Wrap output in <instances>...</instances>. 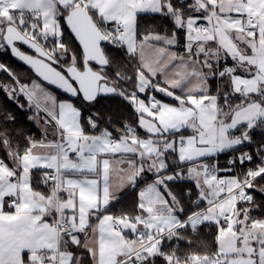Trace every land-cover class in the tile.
<instances>
[{
	"label": "crops",
	"instance_id": "0c3cea01",
	"mask_svg": "<svg viewBox=\"0 0 264 264\" xmlns=\"http://www.w3.org/2000/svg\"><path fill=\"white\" fill-rule=\"evenodd\" d=\"M190 1L194 10L192 16L198 18V28H187L192 16L184 18L174 10L182 16L183 25H178L186 30V50L180 53L176 48V35L151 34L141 41L137 38L138 15L162 11L172 14L174 8L169 0H0V52L7 47L6 26L17 25L15 17L33 16L37 21L34 30L38 29L44 37H52L51 31L55 29L57 38L59 31L62 33L63 9L73 5L92 8L104 23L122 25L125 33L119 39L129 52L137 54L141 65L139 93L132 100L136 106L135 98L140 103L139 98L146 97L147 105L140 111L151 119L142 121L140 113L141 127L138 124V128H129L124 137L119 135L120 139L113 143V134L89 132L84 128L76 105V112L68 109L63 114L58 108L60 112L55 115L50 103L39 107L50 119L46 118V123L41 124L47 128L44 138L33 141L22 155L12 154L8 160L0 156V264H81L85 254L91 257L93 264H136L135 253L143 259V264L150 261L152 264L161 253L166 237L185 226L195 230L204 222L221 224L219 252L210 261L194 264H264V223H250L247 208L244 211L241 204L248 201V187L264 174V167L253 170L245 181L229 174L224 175L223 181L212 176L217 183L216 191H211L202 180L203 175H209L205 164L242 144V136L232 135L234 130L240 125L252 128L264 121V0ZM224 64L231 65L233 71H223ZM3 70L5 67L0 63V73ZM152 78L161 83L152 86ZM213 78L218 84L217 94L250 101L225 111L218 103V95L211 94L210 79ZM194 79H197L195 87ZM200 95L217 99L219 123L216 120L218 134L212 138L215 153L197 163L184 158L191 151L186 152L183 155L186 160H182L174 150L164 149L163 144L175 139V146H179L180 138L194 137L200 125L194 123L197 109L188 100ZM46 96L57 107L62 103L68 106L64 101L67 99L58 94L47 93ZM153 100L159 102L158 112ZM252 108L263 111L254 125L241 123L247 120L236 122L238 112ZM232 118L237 126L227 135H221L220 121ZM182 163L190 166L164 173ZM36 170L42 171L44 176L60 172V187L66 198L60 200L55 189L36 190L32 175ZM147 174L154 175L155 179L139 193L140 212L131 221L124 216L125 223L133 227L116 231L112 224L115 212L107 208L133 190L138 180ZM225 179H230L232 187L226 185ZM172 180L195 183L194 203L204 205L186 219L182 217L181 202L169 186ZM241 183L247 186L244 192L238 190ZM235 195L239 199L234 212L226 210L222 214L214 210L217 204ZM13 197L20 200L16 209L8 207V200ZM226 214L231 215V220L238 215L242 228L248 230L244 241L243 237L235 241L240 233L230 229L231 221L222 224ZM66 222L74 227L71 235L60 230ZM78 249L80 254L76 253ZM166 264L180 263L177 258L168 256Z\"/></svg>",
	"mask_w": 264,
	"mask_h": 264
},
{
	"label": "trees",
	"instance_id": "16d2710c",
	"mask_svg": "<svg viewBox=\"0 0 264 264\" xmlns=\"http://www.w3.org/2000/svg\"><path fill=\"white\" fill-rule=\"evenodd\" d=\"M169 2L174 10L184 18L194 14L190 0H169ZM75 6L63 9V15L60 17L62 34L58 38L44 37L39 34L38 29L34 30L33 25L37 21L33 16L27 18L25 15L23 19L15 17V23L18 27L26 35L32 36L31 38L44 46L52 56V63L64 72H67V69L73 65L81 69L85 67L83 51L65 23L66 15ZM88 10L98 27L108 37L103 48L109 59V66L103 70L108 82L118 90V93L100 94L96 101L88 102L81 95L77 99H71L49 88L61 98L70 99L75 103L80 109L81 121L87 131L123 135L128 132L129 128L139 127L140 113L132 97L139 93L140 60L137 54L129 52L121 43L119 36L111 31L112 24L104 23L92 8H88ZM151 34L176 35L178 39L177 50L180 53L186 50V30L178 25L173 14L164 11L139 14L137 17L138 41ZM0 63L5 67V70L0 73V156L8 160L10 155H22L27 152L33 141H41L44 138L45 131L39 127V124L46 123V118L49 119V117L35 107L22 91L16 97L9 86L10 84H14L17 88L20 84L23 87L27 86L33 81L39 80L36 75L29 68L16 61L7 47L0 52ZM226 64L231 63L227 62ZM226 64H224L223 69ZM95 68L101 69L96 66ZM7 71L13 72L15 77H10ZM151 83L152 86H155L161 81L152 78ZM210 89L211 94L216 95L218 93V84L215 78L210 79ZM156 95L164 98L161 93ZM217 95L218 103L225 111H231L250 101V99L223 93ZM252 98L256 100L255 96ZM88 117L90 118L89 121L87 120ZM49 125L52 123L50 122ZM232 135L242 136V144L235 149L222 152L219 159L222 162V167L225 168L227 159L240 153L249 152L252 161L245 162L239 167L240 179L245 181L251 176L250 168L257 171L264 167V121L252 128L248 125H241L232 132ZM189 166L190 164L182 163L170 167L164 173L177 172ZM32 175L33 186L36 190L49 192L54 189L53 185L48 183L47 175L44 176L42 171L36 170ZM154 179V175L151 174L141 177L134 189L112 202L107 211H113L115 214L121 213L129 221L135 219L140 212L139 193ZM169 186L181 202L184 219L195 213L203 205L194 203L197 198L195 183L187 180H172L169 182ZM248 194L249 199L247 202L241 203L242 208L244 211L245 208H251L249 210L251 221L264 222V174L252 182L248 187ZM220 228L221 224L204 222L195 230L190 226L177 230L176 234L165 238L161 253L152 260V264H166L168 256L177 258V262L180 264L203 263L214 259L219 252ZM76 253L80 254L81 251L78 249ZM81 264H93L91 257L85 254Z\"/></svg>",
	"mask_w": 264,
	"mask_h": 264
},
{
	"label": "water",
	"instance_id": "95a60500",
	"mask_svg": "<svg viewBox=\"0 0 264 264\" xmlns=\"http://www.w3.org/2000/svg\"><path fill=\"white\" fill-rule=\"evenodd\" d=\"M65 23L83 51L84 69L73 65L67 72L60 70L52 63L50 52L15 24L6 26L4 40L14 59L29 68L46 86L71 99L81 95L86 101L94 102L100 96L102 81V74L95 66H109L103 48L108 37L98 27L90 11L82 5L70 10ZM124 227L129 230L133 225L125 223Z\"/></svg>",
	"mask_w": 264,
	"mask_h": 264
},
{
	"label": "rangeland",
	"instance_id": "374dc122",
	"mask_svg": "<svg viewBox=\"0 0 264 264\" xmlns=\"http://www.w3.org/2000/svg\"><path fill=\"white\" fill-rule=\"evenodd\" d=\"M200 1H204V0H200ZM171 13L176 18V21L178 22V24L183 25L182 24V16L179 13H176L174 11V9H171ZM13 20H16V18H13ZM1 23L2 22H0V24ZM186 27L190 28V30L198 28L199 27L198 18L194 17V16L190 17L187 21ZM51 32H53L51 34V36L54 37L56 35V30L53 29ZM61 34L62 33L59 31V37H61ZM188 51H189V53L192 52L191 49H189ZM99 72L102 74L100 94L118 93V90L108 82V80L104 74L103 68L99 69ZM7 73L10 75V77H15L13 75V72L7 71ZM196 80L197 79H194V82H193L194 87L196 86V83H197ZM17 84H18V82H17ZM9 86L11 87V92H14L16 97L21 94V91L23 93H26L28 98H30L34 102V104L37 106V108L42 107V106H46V104L50 103V106L49 105L48 106L50 107L51 111H54V112H52L54 115L57 113V111L60 112L59 109L62 111L63 114L68 109H71V110L76 112L77 108H76L74 102L70 99L64 100L67 102L68 106H65V104H63V103L59 107H57L56 103L52 104L51 99L46 95L48 93V94L55 96L57 93L54 90L47 87L40 80L33 81L31 84L24 86V87L21 84L18 86V88L15 87L14 84H10ZM42 88H44L47 92L45 90H43ZM136 99L138 100V98L134 99L136 106H137V110L139 113H141L142 111H140V110H142L141 109L142 106L147 105V99H146V97L141 96L139 98L141 101L140 103H137ZM188 101L193 103V105L197 109V117L195 116L194 123H196V124L198 123L200 125L199 126L200 129H198V130H196V132H194V137L191 136L188 138L187 136H184V137L180 138L179 144H178L179 146H175V143H176L175 139H173L170 142H165V144H163V146H164V149H166V150L172 149V150H174V152H177L180 156H182V160H186V159H183V155L186 152L191 151L190 154L187 156L185 155L184 158H187L190 160L194 159L197 161V163H202L205 160L203 158L213 156V154L215 153V150H216L214 148L212 138L215 134H218L217 129H215V127L216 128L218 127L217 123H219V119L217 118V99L215 97L209 98L208 96L203 97L200 95L197 97H192ZM255 109L253 110V108H252L250 111L241 110V111H245V112H238V114L236 116V118H237L236 122H238V120H240V121L241 120H247V121H241V123L246 122V123H249L251 125H254L259 120L260 116H262L261 113L263 112V111L260 112V110H258V109L255 110ZM79 113L81 115V112H79ZM141 115H142V113H141ZM142 116H143L142 121L144 119L147 121L151 120L145 115H142ZM262 117L264 119V115ZM216 120H217V123H216ZM139 123H140V120H139ZM149 123H151V122H149ZM220 123L222 126L221 130H220L221 135H227L229 130H231L237 126V125H235L233 118H232V120L231 119L230 120H223L222 119L220 121ZM241 123H239V124H241ZM139 126L141 127V124H139ZM39 127L40 128L44 127L43 128L44 131H46V129H47L45 127V125H43V127H42L41 124H39ZM151 141L154 143L155 139H153ZM176 147H178V148L176 149ZM148 148H150V146ZM155 149L158 151L159 146L156 145ZM186 162H189V161H186ZM206 167H207V164H205V168ZM222 177H223L222 179L225 178V176H222ZM202 180H204L203 182H205L207 184L208 188H210L211 191H216V189H217L216 184L217 183L215 181V178L205 174V175H203ZM225 180L227 181L226 185L232 187V183L230 182V179H225ZM238 199H239V196L235 195V196L231 197L227 202L225 201V202L217 204L215 206L214 210H217V212H219V213L221 212L222 214L227 212L226 210H229L232 213V212H234V208L236 206ZM250 209L251 208L248 207L247 210L245 211L247 215H249ZM246 214H245V216H246ZM249 222L251 223L253 221L250 220ZM241 225H242V222H241L240 218L238 217L237 214H235L234 218H232L231 222L229 223V227L232 231L236 230L237 232L239 231V233H240L238 239L235 240L236 242L239 239L241 240V237H243V241L246 239L245 237H247L246 233L248 232V230H244ZM222 230H223V228H222Z\"/></svg>",
	"mask_w": 264,
	"mask_h": 264
},
{
	"label": "built area",
	"instance_id": "2783aa9c",
	"mask_svg": "<svg viewBox=\"0 0 264 264\" xmlns=\"http://www.w3.org/2000/svg\"><path fill=\"white\" fill-rule=\"evenodd\" d=\"M201 26L203 28H205V24H202ZM111 31L118 36H123L125 33L124 27L120 24L113 25ZM223 71H225L227 73H231L233 71V67L231 65H226L224 67ZM153 104L155 105V108H154L155 111L158 112L160 110L159 102L157 100H153ZM87 120L89 121L90 118L88 117ZM134 135H137V133L134 132ZM121 137H124V136L121 135ZM119 139H120V136H117V135L111 136V141L113 143H116ZM249 161H252V156L249 152L240 153L239 155H237L235 157H231V158L227 159L225 162L226 163L225 168H223L221 165L222 162L218 156L213 161L207 163L206 172L211 176L220 178L222 181H223L222 176H224L226 174L234 175L237 178H240L239 167L242 164H244L245 162H249ZM249 171L252 172L253 169L250 168ZM60 179H61L60 172L50 173L47 176L48 183L53 185L54 189L58 191L59 199L62 200V199L66 198V194L64 193V191L60 187ZM222 188H223V190H226V187L224 185L222 186ZM246 188H247L246 184L241 183L238 187V190L241 192H244L246 190ZM19 206H20V200L17 197H13V198H10L8 200V207L9 208L16 209ZM230 221H231V215L226 214L222 219V224L227 225ZM112 224H113L116 231H123L124 224H125V217L121 213L114 214ZM60 230L64 231L68 235H71L74 231V227H73L72 223L66 222L60 226ZM128 238L129 237H126V239H128ZM43 258H44V260H46L45 254L43 255ZM135 258H136V264H143V259L137 253H135Z\"/></svg>",
	"mask_w": 264,
	"mask_h": 264
},
{
	"label": "bare ground",
	"instance_id": "6f19581e",
	"mask_svg": "<svg viewBox=\"0 0 264 264\" xmlns=\"http://www.w3.org/2000/svg\"><path fill=\"white\" fill-rule=\"evenodd\" d=\"M31 28V27H30ZM32 37V36H31ZM38 37V36H37Z\"/></svg>",
	"mask_w": 264,
	"mask_h": 264
},
{
	"label": "flooded vegetation",
	"instance_id": "af4514ba",
	"mask_svg": "<svg viewBox=\"0 0 264 264\" xmlns=\"http://www.w3.org/2000/svg\"><path fill=\"white\" fill-rule=\"evenodd\" d=\"M85 68V67H84ZM95 69H97V68H95Z\"/></svg>",
	"mask_w": 264,
	"mask_h": 264
}]
</instances>
